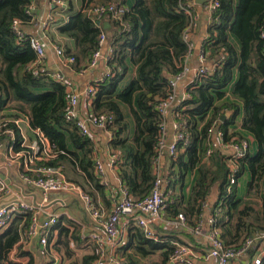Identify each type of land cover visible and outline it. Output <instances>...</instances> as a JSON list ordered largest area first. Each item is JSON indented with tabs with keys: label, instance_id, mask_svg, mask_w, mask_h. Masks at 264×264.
<instances>
[{
	"label": "trees",
	"instance_id": "16d2710c",
	"mask_svg": "<svg viewBox=\"0 0 264 264\" xmlns=\"http://www.w3.org/2000/svg\"><path fill=\"white\" fill-rule=\"evenodd\" d=\"M65 1L66 8L58 9L68 17L57 27V32L71 39L73 44L72 47L53 44L63 49L64 59L73 57L74 61L69 64L78 71L85 68L93 53L100 49L99 36L105 34L111 50L105 61L109 72L95 85L90 96L92 116H106L102 129L109 136L108 148L116 157L114 166L121 186L134 199H141L153 186L156 158L161 154L157 148L164 114L158 105L172 92L170 80L183 70L188 52L182 35L190 18L180 9L181 5L187 6L188 0H133L131 6L126 5V0H98L96 3L118 2L127 9L119 19L105 16L97 23L82 10L93 0H78L82 3L81 9H75L73 0ZM217 1L218 7L208 17L207 36L202 41L211 67L187 85L185 97L174 109L175 118L183 123L188 140L178 143L175 157L169 156L170 165L164 176L172 199L167 200L166 211L172 217L182 213L187 223L194 226L202 203L216 191L217 200L211 208L215 226L219 227L226 245L238 248L255 233L264 231V196L261 197V213L255 200L264 182V39L261 36L264 0ZM30 4L32 0H0V119L25 117L32 129H40L56 156L39 164L60 169L65 180L87 194L93 205L110 207L115 197L107 198L105 184L96 172L92 138L80 134L75 123L65 119L67 85L47 75L46 68L33 74L36 54L27 35L19 38L12 30L14 18L21 22L31 20L32 12L26 13ZM104 20L109 22V28L103 27ZM128 62L137 67L136 77L120 87ZM227 92L232 100L217 104L225 99ZM120 104L129 108L132 133ZM227 111H231L229 116L222 118ZM240 113V128L253 137L256 151L253 154L248 151L241 158L232 157L234 172L227 163L230 157H225L218 149L213 148L207 160L202 161L204 152L210 148L208 127L215 125L226 144L245 137L233 130ZM8 126L15 130L13 148L18 150L20 134L13 122ZM193 170L197 174L185 199L184 181ZM245 170L250 175L249 198L241 199L236 196V179ZM231 175L235 183L228 191ZM31 216L30 212L17 214L0 232V264H15L10 253L20 247ZM65 224L73 223L59 216L48 233L47 243L52 240L51 232H57L53 248L59 251L64 247L65 254L70 256L69 242L79 238L74 233L65 239L70 231ZM128 230V241L115 250L122 259L121 264H134L126 253L128 248L141 253L146 258L144 264H169L174 243L180 241L175 232L162 233L153 240L146 238L137 227ZM72 231L76 232V228ZM132 237L137 239L136 243ZM156 251L160 252V258L152 259ZM97 257L95 246V250L93 247L91 253L82 255L74 263L91 264ZM27 264H32V260Z\"/></svg>",
	"mask_w": 264,
	"mask_h": 264
},
{
	"label": "crops",
	"instance_id": "0c3cea01",
	"mask_svg": "<svg viewBox=\"0 0 264 264\" xmlns=\"http://www.w3.org/2000/svg\"><path fill=\"white\" fill-rule=\"evenodd\" d=\"M195 1V0H194ZM205 1V0H204ZM203 1V2H204ZM98 0H93L91 3H96ZM126 5L131 6L133 0H126ZM203 2L196 3L194 8L196 11H201V20L197 27L192 31L191 40L193 41V48L191 52V56L187 60L188 70L182 75L180 79L177 80L176 86L174 89V99L171 104L166 108L164 112V126H165V141L166 144L171 143L174 140V123L176 121L174 109L175 106L185 97L186 95V87L189 83H191L195 79V70L199 65L203 64L206 68H210L211 64L206 60L201 61L199 58V50L202 44V41L207 36V28L209 24L208 15L203 11ZM32 18L28 22H21L20 28L25 32L26 35L41 38L48 43L46 48V61L45 66L48 69V74L51 78L53 73L61 72L68 82L67 89H72L73 91L79 94V103L76 107V112L79 118L88 121L93 115L91 110V99L90 97L84 95L83 90L88 85L94 83L97 79H100L106 73L107 65H106V56L110 52V46L107 40H105L100 47V57L97 59L95 65L90 67H83L78 71H75L69 63L66 62L64 58L55 54L53 49V42L61 45H67L72 47V40L59 35L57 32V27L66 22L68 15L64 12H61L58 7H56L51 0H32ZM73 4L75 9H81L80 1L73 0ZM84 5V4H83ZM103 25H107L105 28H109L110 24L107 20L103 21ZM108 23V24H107ZM137 67L130 62H128V71L123 77L120 87L127 85L131 79L136 77ZM231 95L227 92V96L224 100L218 102L217 104L231 101ZM120 108L131 126V133L133 129V119L130 115L129 108L125 104H120ZM231 111H227L223 117L227 118ZM211 116V112L207 115V118ZM240 119L241 113L237 116L234 124V129L236 132L241 133L244 138L249 139L250 146L252 141H254L253 137L244 132L240 128ZM22 128L27 136L29 143L34 142V137L32 133L29 131L26 123H22ZM90 129V137L92 138L95 146V157L96 159L102 163L103 166V174L101 175V180L105 184L107 198L115 197L117 200L120 196V191L123 188L121 186L120 180L118 178L117 169L115 166L111 165V158L114 156L111 154L110 149L108 148V140L109 136L102 128L96 127L89 123ZM209 149H218L221 154L225 155L228 158V165L232 169L235 168L233 161L231 160L233 155V149L230 145L223 144L220 139L214 134H209ZM206 144V145H207ZM0 176L5 179L10 187V192L1 198L0 201L4 200L5 202L1 203H13L19 200H23L27 203L31 204H39L43 206L41 214L39 216V220L48 217L49 215L64 216L68 220L72 221V225L65 224L70 227V231L65 239L70 238L71 234H76V237L79 240H73L69 242L68 250L71 254L69 257L65 253L64 247H61V250L57 251L53 248V243L57 241L58 234L57 232H51L52 240L50 243L46 244V254L41 255L40 249L42 247L39 236H31L25 235L20 240V247L14 248L10 253V258L15 264H27L29 260H32V264H37L35 260V256L39 253L40 256L44 257L42 260V264H70L73 261L77 260L84 254L91 253L93 251V247L95 250L96 243L90 238L91 233L102 231L101 222L102 219H95L91 214L92 207L86 205L85 200L83 199L81 192L79 189H69L66 191H56L50 192L48 194H43L42 191L35 187L34 185L26 183L21 177L22 169L19 168V164L17 162H13L9 160L8 151H7V142L6 139L0 141ZM249 153L250 148H249ZM207 158L202 156V161H206ZM157 164L159 165V172L162 174L168 172V168L170 165V157L166 149H163ZM197 171L193 170V172L189 173L184 181L183 186V194L185 199L190 193L191 187L194 183V179L196 177ZM244 178L245 183L243 185H239V180ZM250 179V175L248 171H244L241 176L236 179V196L238 198L244 199L249 198L248 190H247V182ZM262 187L260 189L259 197L255 198L258 202L257 210L259 213L262 212V204L261 197L264 196V182L262 183ZM243 188H242V187ZM180 187H178L177 191ZM167 192L170 194V189H167ZM45 198V200H44ZM169 199V198H168ZM217 200V192L213 191L207 200V208L203 210L201 214L202 226L198 233H194L191 231V226L188 225L186 227L174 229L169 225L170 219L173 217L169 215L166 210L161 211L162 222L154 227V232L157 237L162 233L167 232H175L177 237L180 239L179 242L187 243L191 245L196 251L195 263L196 264H217L216 259L214 258H203L201 253L207 246V234L210 227L207 225V220L211 215V208L215 204ZM72 201V202H70ZM75 202L78 207H73L72 212L68 209L62 210L61 207H65L69 203L72 204ZM168 206V204L166 203ZM105 214L107 215L113 206V203L110 207H103ZM137 227L133 223H125L121 222L119 224V233H118V243L119 247H121L125 242L128 241L129 227ZM76 228V232L72 231ZM127 228V231H126ZM141 231L142 229L139 228ZM166 231V232H165ZM143 233V232H142ZM49 235V234H48ZM134 243L137 242L135 237L131 238ZM178 242V241H177ZM264 250V231L255 233V237L253 238V242L247 247L244 253H241L236 258L232 259L231 264H252V259L257 255H263L262 251ZM20 253V255H19ZM25 253V254H22ZM116 253V251H115ZM126 253L130 256L131 260H133L134 264H144L146 258L136 250L132 248H128ZM117 254V253H116ZM263 257V256H262ZM49 260H46V259ZM117 258V257H116ZM76 262V261H75ZM77 264V263H73ZM116 264V263H114Z\"/></svg>",
	"mask_w": 264,
	"mask_h": 264
},
{
	"label": "built area",
	"instance_id": "2783aa9c",
	"mask_svg": "<svg viewBox=\"0 0 264 264\" xmlns=\"http://www.w3.org/2000/svg\"><path fill=\"white\" fill-rule=\"evenodd\" d=\"M51 2L61 10L66 8L65 0H51ZM217 0H205L203 2V11L208 15H212L218 7ZM194 5H196L194 0H188L187 6H180L186 14L189 15V23L183 31V40L188 46V52L185 57L183 70L174 78L170 80L172 92L158 105V108L162 114H164L166 108L171 104L174 99V89L178 79L188 70L187 60L191 56L193 41L191 40L192 31L197 27L201 20V11L198 12L195 10ZM33 4H30L26 13L30 14L32 12ZM127 9L126 5H122L118 2H109V3H91L88 6L83 7V11L91 17V19L97 23L102 17L109 16L111 19H119L122 13ZM21 20L14 18L12 20V30L19 37H25V32L20 28ZM264 39V32L261 34ZM105 34L101 33L99 36V44L106 40ZM28 39L30 47L34 50L36 54V59L32 63L35 69L33 74L36 75L37 71L45 70V61H46V48L48 43L37 37L29 36ZM53 49L55 54L64 58L63 49L59 46L54 45ZM111 51V50H110ZM100 57V49L96 50L90 60L87 62L86 67H90L96 64L97 59ZM107 57V56H106ZM199 58L201 61L206 60V54L203 51L202 44L199 50ZM106 59V58H105ZM67 63L74 61L73 57H68L65 59ZM195 70V79L207 73L208 68L203 64L199 65ZM109 70L104 74L107 75ZM103 76V77H104ZM103 77L97 79L94 83L88 85L84 88V95L90 97L96 87L95 85L102 81ZM53 79L61 81L68 86L63 74L61 72L53 73ZM194 79V80H195ZM66 112L65 119L75 123L80 134L89 136L90 129L89 123L99 127H105L106 116L93 117L88 121H85L78 117L76 112V107L79 103V94L72 89L66 90ZM9 122H13L18 134H20L21 141L17 143L19 145L18 150H14L13 145L16 143L15 130L12 127L8 126ZM22 123H26L29 131L34 137V142L29 143L27 136L25 135ZM183 123L180 121H175L174 123V140L166 144L165 141V126L162 123L160 128V138L158 144V153H161L163 149H166L169 156L175 157L178 148V143H186L187 136L183 131ZM214 133L220 141H222V132L215 126L212 125L208 127V134ZM4 137L7 142V151L9 160L17 162L19 168L22 169L21 177L23 180L35 187L39 188L43 194H48L50 192L56 191H66L69 189H79L83 199L87 206L92 207L91 214L95 219H102L101 222L102 231L93 232L90 235V238L97 245V255L98 257L91 264H121L122 259L115 253L116 248L119 246L117 241L119 233V224L123 221L125 223H133L135 226H138L142 229L144 236L148 239L157 240L158 237L154 232V227L159 225L162 222L161 211L167 202V181L164 174L159 172V165L157 164L158 158H156V166L154 169L155 179L153 186L149 193L142 197L141 199H134L130 196L128 191L125 188H122L120 191L119 198L113 202L111 211L106 215L101 206H95L92 204L90 197L85 194L78 186L65 180L60 169L52 167L50 165H40V161H47L50 158L56 156V153L53 151L52 144L45 137L43 132L40 129H32L25 117L16 118L9 120L6 118L0 119V138ZM226 144V143H223ZM233 149V158H241L249 151L250 141L247 138H241L238 141L227 143ZM211 153V149L207 148L204 152V158H208ZM1 155V152H0ZM160 156V154H159ZM116 157L111 158V165L114 166ZM233 172L234 169L232 168ZM96 172L99 176L103 174V166L98 160H96ZM235 183L234 175L230 176L229 187L227 190H230V186ZM10 192V187L4 178L0 176V200L6 194ZM45 200V198H44ZM39 204L27 203L23 200L17 202L5 204L0 203V232L4 230L12 219L20 213L30 212L31 213V222L27 229L26 235L29 237L38 235L39 241L42 245L40 249V254H46V244L47 237L50 229L57 222L58 217L56 215H49L42 220H39V216L43 209V206ZM207 208V202L202 203L201 213L199 218L196 220L194 226H191V231L198 233L202 226L201 214L204 209ZM169 226L174 229L186 227L189 224L185 216L182 213H178L177 216L173 217L169 221ZM207 225L210 227L207 234V246L204 251L201 253L203 258H214L217 261V264H231L232 259L236 258L241 253L247 249V247L253 242V237L242 247H235L231 245H226L221 238L219 227L215 226V218L213 215L207 220ZM174 249L170 254V261L173 264H196L195 257L196 251L194 248L186 243L175 242ZM134 250V249H133ZM263 255H257L252 259V264H261L262 258L264 257V250L262 251ZM263 256V257H262ZM117 257V258H116Z\"/></svg>",
	"mask_w": 264,
	"mask_h": 264
},
{
	"label": "rangeland",
	"instance_id": "374dc122",
	"mask_svg": "<svg viewBox=\"0 0 264 264\" xmlns=\"http://www.w3.org/2000/svg\"><path fill=\"white\" fill-rule=\"evenodd\" d=\"M255 151H256V144H255L254 141H252V144H251V146H250V152L253 154ZM238 182H239V185H243V184L245 183V180H244V178H241ZM241 187H242V186H241ZM242 188H243V187H242ZM168 198L172 199V197H171V192H170V194L167 192V199H168ZM70 202H72V201H70ZM73 207H78L77 204H76L75 202H73L72 204L69 203V204L66 205L65 207H61V209H62V210H64V209H68L70 212H72V208H73ZM166 208H167V205L165 204V206L163 207V210H166ZM126 231H127V228H126ZM159 253H160V252H158V251L152 253V255H151V256H152V259H159V258H160ZM69 257H71V256H69ZM71 258H72V257H71ZM43 259H44V257L40 256L39 253L36 254V256H35V260H36V263H37V264H42V263H43V261H42ZM46 260H49V259L47 258ZM75 261H77V260H75ZM75 261H73L72 263H74Z\"/></svg>",
	"mask_w": 264,
	"mask_h": 264
},
{
	"label": "water",
	"instance_id": "95a60500",
	"mask_svg": "<svg viewBox=\"0 0 264 264\" xmlns=\"http://www.w3.org/2000/svg\"><path fill=\"white\" fill-rule=\"evenodd\" d=\"M204 0H195V2H197V3H202ZM108 24V23H107ZM103 27L105 28V27H107V25H103ZM222 118H224L223 116H222ZM1 202H5L4 200H2V201H0V203ZM169 264H173L171 261L169 262Z\"/></svg>",
	"mask_w": 264,
	"mask_h": 264
}]
</instances>
